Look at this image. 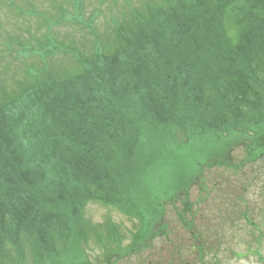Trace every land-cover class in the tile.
<instances>
[{
  "label": "trees",
  "instance_id": "trees-1",
  "mask_svg": "<svg viewBox=\"0 0 264 264\" xmlns=\"http://www.w3.org/2000/svg\"><path fill=\"white\" fill-rule=\"evenodd\" d=\"M142 1L88 54L49 35L6 41L20 75L0 81V264L118 262L163 237L165 207L188 211L190 187L222 159L210 152L188 174L174 154L183 144L227 155L231 135L261 140L264 0ZM59 54L68 61L51 65ZM170 160L174 182L152 195ZM88 202L139 222L128 248L114 221L85 216Z\"/></svg>",
  "mask_w": 264,
  "mask_h": 264
},
{
  "label": "rangeland",
  "instance_id": "rangeland-1",
  "mask_svg": "<svg viewBox=\"0 0 264 264\" xmlns=\"http://www.w3.org/2000/svg\"><path fill=\"white\" fill-rule=\"evenodd\" d=\"M141 2L81 0V15L78 16L77 0H0V81L20 75L18 61L13 58L15 53L8 48V39L20 36L34 42L33 36L37 39L49 35L57 43L75 46L88 54L95 40L105 43L111 39L113 22L121 21L130 6L138 7ZM68 59L59 54L50 64H64ZM26 61L30 62V59ZM259 128L262 129L259 133L261 140L253 133L231 135L227 155L221 151L218 142L209 141L183 144L176 150V161L182 158L188 165V174H193L196 162L210 152L213 155L218 153L222 159L215 164L217 166L206 169L201 179L190 187L188 211H183L181 201L165 207L167 229L163 237L154 238L145 249L140 247L136 251L121 252L119 261L112 263L264 264V148L261 147L264 124ZM175 136L180 138L178 133ZM170 148L169 142L162 149L164 156L170 154ZM175 164V160H170L151 176L148 188L152 195H162L172 185L178 170ZM222 164L226 165L218 167ZM178 211L183 214L187 225L182 223ZM84 213L92 223L109 218L118 224L126 248L140 229L135 218L127 217L112 206L88 202ZM87 251L89 256L100 252L93 245ZM25 262L32 264L29 259Z\"/></svg>",
  "mask_w": 264,
  "mask_h": 264
},
{
  "label": "flooded vegetation",
  "instance_id": "flooded-vegetation-1",
  "mask_svg": "<svg viewBox=\"0 0 264 264\" xmlns=\"http://www.w3.org/2000/svg\"><path fill=\"white\" fill-rule=\"evenodd\" d=\"M262 263H264V262H262Z\"/></svg>",
  "mask_w": 264,
  "mask_h": 264
}]
</instances>
